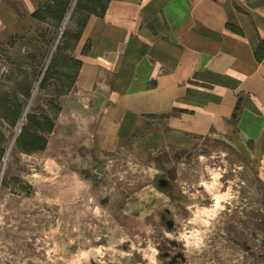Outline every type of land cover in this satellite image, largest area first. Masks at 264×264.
I'll list each match as a JSON object with an SVG mask.
<instances>
[{
	"label": "rangeland",
	"instance_id": "374dc122",
	"mask_svg": "<svg viewBox=\"0 0 264 264\" xmlns=\"http://www.w3.org/2000/svg\"><path fill=\"white\" fill-rule=\"evenodd\" d=\"M109 1L44 0L0 45V264H264V158L218 131L95 138L73 51Z\"/></svg>",
	"mask_w": 264,
	"mask_h": 264
},
{
	"label": "crops",
	"instance_id": "0c3cea01",
	"mask_svg": "<svg viewBox=\"0 0 264 264\" xmlns=\"http://www.w3.org/2000/svg\"><path fill=\"white\" fill-rule=\"evenodd\" d=\"M43 1L0 0V45L36 21ZM263 39L264 0H110L74 46L73 85L94 94L90 124L105 144L140 150V134H152L186 147L218 131L262 159Z\"/></svg>",
	"mask_w": 264,
	"mask_h": 264
},
{
	"label": "trees",
	"instance_id": "16d2710c",
	"mask_svg": "<svg viewBox=\"0 0 264 264\" xmlns=\"http://www.w3.org/2000/svg\"><path fill=\"white\" fill-rule=\"evenodd\" d=\"M109 2H110V1H109ZM109 2L107 3V5H106L104 11L106 10V8H107ZM41 7H42V6H40V8L34 13V15H35L36 17H39V16H40V15H39V12H40ZM103 13H104V12H103ZM103 13H102V14H103ZM81 33H82V32H81ZM81 33H80V35H81ZM80 35L78 36V39H79ZM77 41H78V40H77ZM263 42H264V41H263ZM74 62H75L76 64L79 65V66L77 67V69L79 70V68H80L81 65H82V64H81L82 62H81L80 60H77V59H76ZM74 82H75V78H74V80H73V83H74Z\"/></svg>",
	"mask_w": 264,
	"mask_h": 264
}]
</instances>
